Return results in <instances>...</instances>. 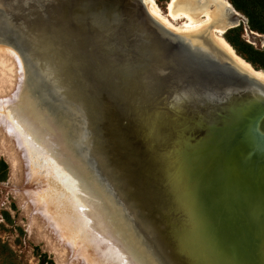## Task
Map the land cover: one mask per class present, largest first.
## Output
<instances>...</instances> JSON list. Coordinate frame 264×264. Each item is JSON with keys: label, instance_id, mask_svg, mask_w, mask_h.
I'll list each match as a JSON object with an SVG mask.
<instances>
[{"label": "rangeland", "instance_id": "rangeland-1", "mask_svg": "<svg viewBox=\"0 0 264 264\" xmlns=\"http://www.w3.org/2000/svg\"><path fill=\"white\" fill-rule=\"evenodd\" d=\"M226 1L235 24L222 33L204 23L211 21L206 12H195L196 25L188 27L183 15L170 20V10L177 9L170 6L172 0H153L157 11L141 0H31L27 18L15 13L11 27L0 21V115L16 131L11 130L14 140L0 123V264H228L178 208L183 200L179 187L192 175L199 152L175 148L152 161L156 167L106 172L101 165L116 164L115 141H121L119 133L128 126L109 123L107 111L79 71L105 55L98 21L117 10L143 6L171 32L200 40L204 48L196 45L194 53L222 62L214 44L221 37L252 69L264 73V0H255L252 7L248 0ZM200 23L205 26L200 28ZM160 72L147 75L155 78ZM137 77L123 76L122 93L138 94ZM205 77L209 83H196L195 89L206 98L245 86L217 70ZM248 164L244 161L243 172L251 171ZM236 166L230 162L216 180L223 186L221 222L238 236L244 225L264 224V193L249 189ZM159 171L179 178L178 194L163 197L157 186L145 185L156 180ZM112 177L126 189L124 194L119 196ZM152 190L160 197L153 207L145 199ZM199 192L207 194L204 184ZM254 239L263 244L262 257V235L256 233Z\"/></svg>", "mask_w": 264, "mask_h": 264}, {"label": "water", "instance_id": "water-1", "mask_svg": "<svg viewBox=\"0 0 264 264\" xmlns=\"http://www.w3.org/2000/svg\"><path fill=\"white\" fill-rule=\"evenodd\" d=\"M216 7L209 6L218 15V21L209 26H233L229 7L223 2ZM98 24L105 36V55L88 68L79 69L80 75L90 94L107 111L109 123L119 127L124 122L128 126L119 133L121 141H115L116 164L101 165L106 172L119 174L128 168L142 169L152 161L165 158L175 148L192 152L202 147V142L212 134L220 136L223 125L233 117L230 111L233 102L249 95L264 96V83L253 74L239 69L229 59L219 62L194 53L192 48L196 45L204 48L200 40L191 34L171 32L143 6L140 10L136 7L127 12L117 10L107 19H100ZM178 59L185 66L178 67ZM155 69L161 71L155 78L147 75ZM214 70L242 80L245 86L223 96L206 98L195 89V84L209 83L205 75ZM124 75L139 77L137 95L129 97L120 90ZM209 147L216 150L222 146ZM112 179L119 196L124 194L126 189L120 188L117 179ZM153 190L145 197L147 203H153L152 207L160 201ZM148 218L155 219L153 214Z\"/></svg>", "mask_w": 264, "mask_h": 264}, {"label": "bare ground", "instance_id": "bare-ground-1", "mask_svg": "<svg viewBox=\"0 0 264 264\" xmlns=\"http://www.w3.org/2000/svg\"><path fill=\"white\" fill-rule=\"evenodd\" d=\"M141 1L145 5H151L154 10H158L153 0ZM220 2L226 4L229 7L230 11H233L226 0H172L170 6L173 4L177 9L176 11L170 10V20L175 21L178 17L183 15L189 20V22L184 23V26L188 27L192 24L196 25V22L194 23V13L198 11L201 12L200 14L206 12L207 16H205L211 19L210 22L208 20V22L204 21V23H215V21H218L217 13L214 12L215 10L211 12L210 10L206 11V9L210 5H214V7H216L218 4H220ZM30 8L31 0H0V9L2 10L0 21L6 20L8 25L10 26L15 13L21 15V17L22 14H24L27 18ZM204 23L199 24L200 28H202L201 25H204ZM191 27H194V25ZM212 27H214V29L219 33H222L223 29L227 28V26L221 25H214ZM200 28L198 27L197 30ZM194 29L196 28L194 27ZM214 44L219 49L221 53L220 57L222 58V60L223 58L229 59L232 64H234L238 68L240 67L250 72L264 83V73L252 69L247 62H245L233 52L231 46L227 44L221 37H217L216 39H214ZM177 65L178 67H182L184 65V62L178 59ZM21 81L22 78H20V83L18 84V87L16 89L17 91L19 89V86L21 85ZM17 91H15L14 96H16ZM244 101V104L238 103V101L232 103L230 111L232 112L233 117L230 121L223 125L220 136L212 134L208 139H205V141L202 142V147L196 148L191 152L195 153L196 151H198L199 154L193 162L192 175L187 178V180L184 184L181 185V187H179V192L182 193L181 197H183V200L180 204L181 207L178 208L182 212H184L185 218H189L194 224H196V227L198 228L201 235V240L211 246L215 252L217 251L218 256L224 258L228 262V264H264V251L262 257L260 255V247L263 244L259 243L260 240L258 241L254 239V235L256 233H260L264 242V224L253 225L250 227L244 225V228L237 236L231 230L228 231V228H226L222 224L220 216V207H222L221 203H224V200L222 198L223 186H221L220 182H218L216 179L228 169L230 162H234V164L237 165L236 167L238 171H240L245 184L250 187L249 189H253L257 193H264V119L261 120V117L264 114V96L249 95L244 99ZM0 123L3 125L5 130H9L6 131L8 135L12 137L15 136L11 133V130L12 132L13 130L15 131V128L13 129L12 126L13 124H9L8 120H6L3 115H0ZM21 136L22 134L17 135V138H19L20 140L19 143L22 142ZM19 143L17 141V144ZM211 145L222 146L224 148V151L222 149V154L216 155V152L218 150H209L211 148L209 146ZM17 146L19 147V145ZM24 148H26V146H24ZM244 161L249 162L248 165L251 170L250 172H243L244 170L242 165ZM144 171L148 172L146 168H144ZM148 182H150L149 186H151L152 184L154 186H157L158 194L163 197L168 198L172 194H178L175 190L176 188H178L180 181L179 178L176 179V176L172 174L166 176L165 173L159 171L157 179H149ZM201 184H204L207 188L208 192L205 195H202L199 192V187ZM53 199L55 200V197ZM177 199L179 200L181 198L178 196ZM55 205L57 206V204ZM258 205L260 204L258 203ZM57 208L58 207H56V209ZM258 211H260V209L257 210V212ZM76 221L78 220L76 219ZM237 221L240 222L238 218ZM87 222H90V220ZM50 224L53 225V223ZM65 227L67 228V225ZM84 229L86 230V227Z\"/></svg>", "mask_w": 264, "mask_h": 264}, {"label": "trees", "instance_id": "trees-1", "mask_svg": "<svg viewBox=\"0 0 264 264\" xmlns=\"http://www.w3.org/2000/svg\"><path fill=\"white\" fill-rule=\"evenodd\" d=\"M248 1H249V3L251 4V7L254 6V1H255V0H248Z\"/></svg>", "mask_w": 264, "mask_h": 264}]
</instances>
